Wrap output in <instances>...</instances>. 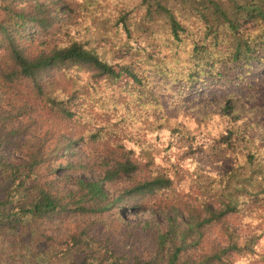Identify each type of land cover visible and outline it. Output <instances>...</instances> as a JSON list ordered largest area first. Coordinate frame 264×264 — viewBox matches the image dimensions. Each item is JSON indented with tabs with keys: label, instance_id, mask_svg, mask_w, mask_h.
Masks as SVG:
<instances>
[{
	"label": "trees",
	"instance_id": "1",
	"mask_svg": "<svg viewBox=\"0 0 264 264\" xmlns=\"http://www.w3.org/2000/svg\"><path fill=\"white\" fill-rule=\"evenodd\" d=\"M262 74L264 0H0V264H264Z\"/></svg>",
	"mask_w": 264,
	"mask_h": 264
},
{
	"label": "rangeland",
	"instance_id": "2",
	"mask_svg": "<svg viewBox=\"0 0 264 264\" xmlns=\"http://www.w3.org/2000/svg\"><path fill=\"white\" fill-rule=\"evenodd\" d=\"M261 78H264V74L260 75ZM214 88L221 90V91H230L232 90L234 87L233 86H229V85H216L214 86ZM165 116V126L166 127H171L172 125L178 123L186 128H198L203 134L209 135V134H218L221 130H223L224 128V123L220 120H218L215 116L211 117L209 120L206 121H202V122H197L196 120H194L193 116L191 113L188 112H181V111H169L167 112L165 115H163V117ZM162 117V118H163ZM161 119H158L155 123H154V128L151 132V134L148 135V139L149 141L154 144L155 149L153 151V155H155V165L156 163H158L161 159V153L158 152V149H161V143L162 140H164V137L166 136V131L162 128H157L159 127V125H161L160 122ZM161 127V126H160ZM156 128V129H155ZM130 145V144H129ZM171 152H174V149L171 150ZM202 160L201 162L203 164H208L210 162V157L208 155L204 156L202 155ZM229 162L226 159H221V164L218 167V169H226L227 167H229ZM167 166V165H166ZM190 166V162L187 161L183 164V168L188 169ZM187 180H185L183 182V184L181 185V188L184 190L185 189V184H186ZM141 216V215H139ZM261 251L264 250V244H261ZM253 258H256L255 256H253Z\"/></svg>",
	"mask_w": 264,
	"mask_h": 264
}]
</instances>
